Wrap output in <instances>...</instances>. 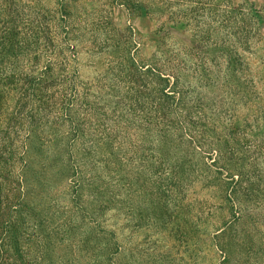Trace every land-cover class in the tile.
Here are the masks:
<instances>
[{
    "label": "rangeland",
    "instance_id": "obj_1",
    "mask_svg": "<svg viewBox=\"0 0 264 264\" xmlns=\"http://www.w3.org/2000/svg\"><path fill=\"white\" fill-rule=\"evenodd\" d=\"M62 1L42 0L52 9L59 8ZM66 1L74 31L71 42L76 56L72 66L78 84L100 93L102 102L113 104L125 91L123 80L129 75L125 52L142 62L156 58L171 74L169 87L175 98L181 99L179 107L183 111L179 120L173 115L176 122H182L188 108L202 109L213 121L207 123L217 127L208 132L210 136L205 134L209 137L207 153L197 149L203 147L200 138L195 149L183 132L182 141L176 138L168 145L173 146L168 151V164L172 167L176 162L174 173L181 178L176 185L150 181L153 163L149 151H142L152 146L151 137L144 140L148 132L141 130L140 125L134 131L140 147L135 160H146L132 169L124 165L123 171L114 176L105 169L106 181L110 183L115 177L118 181L109 189L111 197L104 190L108 185H99L96 197L91 199L84 185L56 181L52 159L50 166L41 170L40 163L57 158L60 152L55 150V141L42 145V141L51 139V131L39 134L41 140L31 136L27 141L28 167H14L13 172L23 179L14 186L23 187L30 203L42 209L43 217H53L55 221L61 216L60 209L68 205L77 225L96 221L105 231L113 232L119 249L104 252L106 257L112 253L104 264H264V21L251 47L240 50L232 77L227 54L213 52L211 42L220 31L210 12L197 17L185 15L189 9L183 0L182 7L175 3L168 6L164 0H143L147 15L132 13L120 4L121 0ZM230 2L231 6L251 2L264 12V0ZM170 12L182 17V21L175 23L169 19ZM209 33L210 38L206 36ZM143 96L147 98V91ZM150 109L146 106L144 113L148 114ZM166 123L167 130L177 132L174 121ZM229 128L237 132L229 137L227 147L222 139ZM176 136L181 133L172 137ZM20 146L24 148V142ZM230 176L238 181L227 183ZM125 177L132 178L134 185H127ZM228 193L231 198H227ZM108 197L114 207L99 211L98 205ZM47 205H51L49 210ZM230 208L243 217L227 234L228 261L223 262V254L211 238L224 219L232 218ZM54 211L57 214L53 215ZM75 232L72 240L79 233L77 229ZM63 252L65 249L55 251ZM86 261L85 252H76L75 264Z\"/></svg>",
    "mask_w": 264,
    "mask_h": 264
},
{
    "label": "trees",
    "instance_id": "obj_2",
    "mask_svg": "<svg viewBox=\"0 0 264 264\" xmlns=\"http://www.w3.org/2000/svg\"><path fill=\"white\" fill-rule=\"evenodd\" d=\"M164 1L168 6L175 3L182 7V0ZM142 2L121 0L120 4L132 13L147 15V4ZM66 3L64 0L59 8L52 9L42 0H0V264H75L76 252L87 255L86 263L77 264H104L112 255L106 257L104 252L119 249L113 232L105 231L96 221L77 225L71 219L74 212L68 205L60 209L61 216L55 221L53 217H43L42 209L30 203L23 187L14 186L15 182H23L13 169L16 165L23 169L28 167L27 141L31 136L40 139L39 134L51 131V139L42 141V145L55 141V150L60 152L57 158L40 163L41 170H46L52 159L56 165V181L84 185L94 199L99 185H108L104 190L111 197L109 189L118 184L116 177L110 183L106 181L105 169L114 176L119 170L123 171L124 165L132 169L145 162L146 159L135 160L140 147L134 133L140 125L141 130L148 132L144 140L149 141L151 137L152 146L142 152L150 153L153 171L149 178L157 185H176L181 181L174 173L176 162L172 167L168 164V156H171L168 151L173 148L168 145L172 141L176 138L182 141L183 132L195 149L196 140L200 138L198 142L203 147L197 146V149L207 153L209 137L205 134L217 127L207 123L211 119L202 109L188 108L182 122H176L173 115L179 120L183 111L179 107L181 99L175 98L169 87L171 74L156 58L142 62L129 51L125 52L129 75L123 80L125 91L113 104L102 102L100 93L95 94L78 84L72 66L76 56L71 42L74 31ZM183 3L189 9L185 15L197 17L211 13L220 31L211 42L213 52L227 54L234 77L240 50L251 47L264 21V12L251 2L236 6H231L230 0H183ZM170 14L169 19L175 23L182 21V17ZM179 14L182 15V9ZM206 36L210 38V33ZM146 106L151 107L148 114L144 113ZM166 120L176 123V133L166 129L169 127ZM229 130L222 139L227 147L229 137L237 132ZM177 133L181 136L172 137ZM23 142L24 148L20 146ZM234 178L230 176L226 182L236 183L238 179ZM125 180L127 185H134L132 178ZM109 197L98 205L99 211L114 207ZM227 198H231L230 193ZM50 207L47 205L48 210ZM230 212L232 218L224 219L211 238L223 254V262L228 261L227 234L243 217L232 208ZM76 229L79 233L72 240ZM59 249L65 252L56 254ZM78 260H82L81 257Z\"/></svg>",
    "mask_w": 264,
    "mask_h": 264
}]
</instances>
